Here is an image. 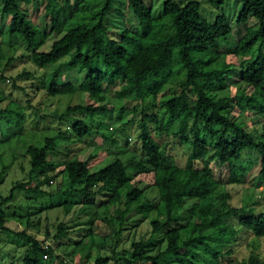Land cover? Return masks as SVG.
<instances>
[{"label":"clouds","instance_id":"clouds-1","mask_svg":"<svg viewBox=\"0 0 264 264\" xmlns=\"http://www.w3.org/2000/svg\"><path fill=\"white\" fill-rule=\"evenodd\" d=\"M0 264H264V0H0Z\"/></svg>","mask_w":264,"mask_h":264}]
</instances>
